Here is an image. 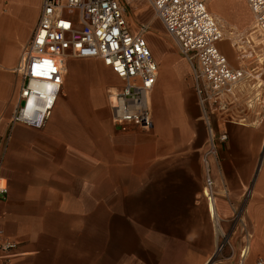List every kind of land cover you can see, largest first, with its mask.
<instances>
[{
    "label": "crops",
    "instance_id": "crops-1",
    "mask_svg": "<svg viewBox=\"0 0 264 264\" xmlns=\"http://www.w3.org/2000/svg\"><path fill=\"white\" fill-rule=\"evenodd\" d=\"M39 3L0 0V136L21 84L15 68ZM211 13L226 33H242ZM155 60L150 129L120 131L89 104L73 110L71 103L85 89L79 73L72 74L75 83L64 91L68 98L60 103L56 98L42 128H13L0 167L9 188L0 203V264H239L241 259L255 264L264 259V107L259 115L250 111L253 97L244 90L245 79L225 102L224 114L207 113V118L187 89L183 60L164 55ZM207 124L214 133L227 134L217 165L211 159L210 202L201 164ZM216 224L234 226L229 239L237 231L245 242L239 251L215 257L221 240ZM5 243L13 246L3 248Z\"/></svg>",
    "mask_w": 264,
    "mask_h": 264
},
{
    "label": "built area",
    "instance_id": "built-area-1",
    "mask_svg": "<svg viewBox=\"0 0 264 264\" xmlns=\"http://www.w3.org/2000/svg\"><path fill=\"white\" fill-rule=\"evenodd\" d=\"M208 1L146 0L187 62L192 88L205 117L234 98L236 86L246 77L241 61L254 53L250 34L237 36L235 41L233 36L225 35L207 8ZM245 1L253 21L250 33L264 43V0ZM146 33V24L137 28L128 24L120 0H40L36 21L15 68L21 84L13 98V111L6 121L5 132L0 136V167L16 125L35 129L44 126L61 91L70 58L100 60L120 81L106 91L109 118L115 128L150 129L153 121L148 98L156 83L158 64ZM225 37L232 40L231 46L241 63L237 67L230 65L218 47ZM244 43L249 47L247 50L242 48ZM40 84L46 85L44 97L34 87ZM207 125L208 138L201 164L203 193L210 202L215 185L211 159L217 163L219 144L227 140V134L214 133ZM8 195L7 181L0 175V203ZM12 246L3 244V248ZM242 262L241 259L239 264ZM255 264H264V259L258 258Z\"/></svg>",
    "mask_w": 264,
    "mask_h": 264
},
{
    "label": "rangeland",
    "instance_id": "rangeland-1",
    "mask_svg": "<svg viewBox=\"0 0 264 264\" xmlns=\"http://www.w3.org/2000/svg\"><path fill=\"white\" fill-rule=\"evenodd\" d=\"M120 1L125 6L126 19L128 24L132 28H137L142 23L147 25L148 34L146 33V39L155 58L157 56L164 55L171 57V59L176 57L183 60L185 64L184 74L189 85L187 89H191L192 91L193 89L188 74L189 67L187 62L181 57L174 40L166 34L162 24L154 16L152 9L150 8L146 0ZM207 8L210 12L213 10L214 12L218 13L224 19V21L233 23L238 30L242 31V33L240 34L237 33L238 35H245V33H247L250 29L249 26L252 21V15L245 0H210L207 2ZM216 18L219 20V17L216 16ZM231 42L232 40L230 38L225 37L223 41L219 42L218 47L234 66H238L240 64V60L237 59L236 50L231 46ZM242 48L247 50L249 47L244 43ZM253 49V55L244 57V60H242L241 63L244 62L242 64H244V66L248 68L249 73L248 76L246 75L247 78H245L247 80L245 82L246 85L244 86V90L247 93L250 92L253 97L251 99V102H249L250 111L253 114L259 115L262 111V108L264 107L262 100V95L264 94V84L262 81V77L264 76V43L254 42ZM73 73L81 74L82 82L80 83L82 85V88L85 87V89L84 93H82L81 96L77 97L78 102L71 103L70 106L72 107V109L79 111L89 104V109L96 112H101L102 114H107L109 116L106 91L108 87H110L111 85H117L120 83V81L116 78L112 71L108 67H106L100 60L70 58L67 63V71L65 73L64 83L56 102L60 103L63 101V99L68 98L66 96L67 94H64V91L66 88H68L69 85L75 83V77H73L72 79ZM244 80H242V82ZM242 82H240L238 85L240 86ZM242 90L243 89L240 88L239 92ZM85 95H87L91 102L89 100L87 101V97H85ZM149 104L150 106L155 107V93L153 94L151 92V94L149 95ZM226 106H224L223 108H216L214 110V114L219 113L223 115L225 110H227ZM54 107L52 108L51 112L54 110ZM94 111H90V113ZM92 119L93 118H91V120ZM220 227L222 228L220 229ZM233 227L234 226L232 224L226 226L217 224L215 225V228L221 232V240L219 246L217 247V253L215 257H221L223 255L231 256L234 249L239 251V247L245 244V242L238 236L237 231L234 233L231 239H229L231 233L233 232Z\"/></svg>",
    "mask_w": 264,
    "mask_h": 264
},
{
    "label": "bare ground",
    "instance_id": "bare-ground-1",
    "mask_svg": "<svg viewBox=\"0 0 264 264\" xmlns=\"http://www.w3.org/2000/svg\"><path fill=\"white\" fill-rule=\"evenodd\" d=\"M216 19V18H215ZM253 24V23H252ZM251 27H252V25H251ZM251 27H250V29H251ZM222 28V27H221ZM223 29V28H222ZM224 30V29H223ZM224 32H225V30H224ZM230 32V33H229ZM228 33H226L225 32V35L226 36H230V38L233 36L234 38L232 39L233 41H235V39L237 38V36H246L247 34H250V36H251V42H252V44L251 45H253L254 44V42H256V43H260L261 41H260V38L259 37H257V35H255V34H253V33H250V30H249V32L248 33H246L245 35H238L237 33H234V32H231V31H229ZM246 78V77H245ZM244 78V79H245ZM243 79V80H244ZM242 81V80H241ZM34 84V83H33ZM35 87V90L40 94V96L41 97H44V95H45V93H46V85L45 84H40V85H36V86H34ZM57 98V97H56ZM56 100V99H55ZM54 105V104H53ZM39 108L40 109H43V104H41V103H39ZM52 108H53V106H52Z\"/></svg>",
    "mask_w": 264,
    "mask_h": 264
}]
</instances>
